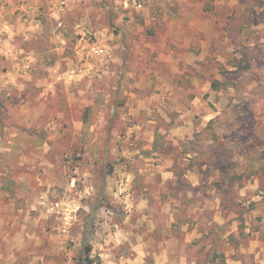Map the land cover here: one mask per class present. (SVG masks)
Returning a JSON list of instances; mask_svg holds the SVG:
<instances>
[{"label":"rangeland","instance_id":"obj_1","mask_svg":"<svg viewBox=\"0 0 264 264\" xmlns=\"http://www.w3.org/2000/svg\"><path fill=\"white\" fill-rule=\"evenodd\" d=\"M247 147L264 0H0V264H264Z\"/></svg>","mask_w":264,"mask_h":264},{"label":"trees","instance_id":"obj_2","mask_svg":"<svg viewBox=\"0 0 264 264\" xmlns=\"http://www.w3.org/2000/svg\"><path fill=\"white\" fill-rule=\"evenodd\" d=\"M245 32H247L246 29H245ZM248 35L249 34H246V33H244L242 31V36H243V39L245 41L247 40V38H248L247 36ZM213 87L218 89L220 87V83L219 82H214L213 83ZM237 116H239V114H237ZM252 116L253 115H250L249 116V119H252L253 118ZM218 120H220V119H218ZM214 123H219V125H221L220 124L221 123L220 121L219 122H216L215 120H212V121L209 122V124L207 126V131H209V133H210L209 136H211L212 138H214V140H216L217 128L213 127V124ZM238 125H239L238 122H237V124H235V123H231V124L227 123V124H224V129L230 128V127H234V126H237L238 127ZM256 125H257V127L255 129H252L251 130L252 133L254 131L256 132L258 130V128L260 126V123L259 122H256ZM18 136L19 137L26 138L22 134H18ZM246 140L247 139H245L244 143L245 142L247 143ZM246 149H247V151H246V153H245L244 156H245V158H246V160L248 162L247 163L248 165L246 166V168L243 171L242 175L244 177H246V178H252V177H255V176L259 175V174L264 173V150H258L257 151L254 148L253 149L252 148L249 149V147H247ZM240 178H242V177H240ZM90 252H91V247H88V246L85 247V251H84V253H85L84 261H88V262H85L84 264H90L91 261H90V259L88 257L89 254H90Z\"/></svg>","mask_w":264,"mask_h":264}]
</instances>
